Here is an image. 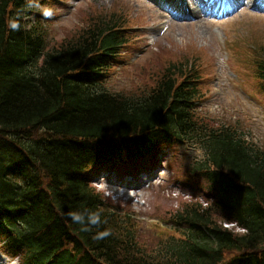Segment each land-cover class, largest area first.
I'll return each instance as SVG.
<instances>
[{
    "label": "trees",
    "instance_id": "trees-1",
    "mask_svg": "<svg viewBox=\"0 0 264 264\" xmlns=\"http://www.w3.org/2000/svg\"><path fill=\"white\" fill-rule=\"evenodd\" d=\"M35 12L27 0H0V242L6 252L20 264H264V150L236 127L214 125L200 113L198 68L171 63L143 94L111 92L104 82L129 43L123 15L96 17L50 49L40 22L26 23ZM262 52L256 76L264 93ZM162 146L197 153L189 176L206 184L211 203H183L168 218L183 231L150 248L89 174L144 168L138 163ZM70 212L84 214V222H73ZM88 213H98L99 222L92 224Z\"/></svg>",
    "mask_w": 264,
    "mask_h": 264
},
{
    "label": "rangeland",
    "instance_id": "rangeland-1",
    "mask_svg": "<svg viewBox=\"0 0 264 264\" xmlns=\"http://www.w3.org/2000/svg\"><path fill=\"white\" fill-rule=\"evenodd\" d=\"M193 4L199 3L29 0L36 12L26 21L40 19L51 49L77 37L96 17L113 12L123 15L129 43L119 48L121 56L112 61L106 89L140 95L156 85L169 64H194L202 79L200 113L214 125L236 127L264 150V93L256 76V61L262 58L264 48V11L241 5L222 17L185 15ZM196 156L184 147L162 146L151 160L138 163L144 168L94 170L89 178L120 214H129L137 224V236L153 248L160 240L178 237L183 231L168 220L183 203H211L203 189L206 184L189 176ZM124 182L135 187L125 188ZM232 230L243 232L235 227ZM4 255L0 250V264H16Z\"/></svg>",
    "mask_w": 264,
    "mask_h": 264
},
{
    "label": "bare ground",
    "instance_id": "bare-ground-1",
    "mask_svg": "<svg viewBox=\"0 0 264 264\" xmlns=\"http://www.w3.org/2000/svg\"><path fill=\"white\" fill-rule=\"evenodd\" d=\"M175 1H179V0H175ZM181 1H183V0H181ZM197 2L199 4L201 3V5L198 4V6H196V4H193L191 6L190 14L193 17L194 16H196V17L198 16L199 17V15H205L206 12L207 13H212L213 10H215V8H216L215 5L213 6L212 3H207L206 0H197ZM261 2L262 3H260V5H262L264 7V0H261ZM237 3H239V5H241V4L244 5L243 4L244 0H237ZM247 5H249V4H247ZM200 17H201L200 20L203 21L204 19L202 18V16H200ZM122 186L125 187V188H133V187H135L134 184L131 185V184H127V183H123Z\"/></svg>",
    "mask_w": 264,
    "mask_h": 264
},
{
    "label": "clouds",
    "instance_id": "clouds-1",
    "mask_svg": "<svg viewBox=\"0 0 264 264\" xmlns=\"http://www.w3.org/2000/svg\"><path fill=\"white\" fill-rule=\"evenodd\" d=\"M12 28H17L18 26L13 23L11 24ZM69 217L72 219L73 222L83 223L84 222V214L78 212H70ZM88 219L92 224H96L99 222V214L98 213H88Z\"/></svg>",
    "mask_w": 264,
    "mask_h": 264
}]
</instances>
